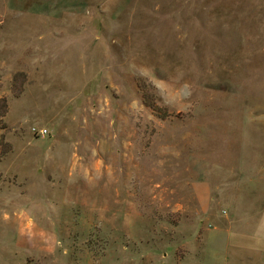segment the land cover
<instances>
[{
	"label": "rangeland",
	"instance_id": "rangeland-1",
	"mask_svg": "<svg viewBox=\"0 0 264 264\" xmlns=\"http://www.w3.org/2000/svg\"><path fill=\"white\" fill-rule=\"evenodd\" d=\"M240 232L264 244V0H0V264H233Z\"/></svg>",
	"mask_w": 264,
	"mask_h": 264
},
{
	"label": "crops",
	"instance_id": "crops-1",
	"mask_svg": "<svg viewBox=\"0 0 264 264\" xmlns=\"http://www.w3.org/2000/svg\"><path fill=\"white\" fill-rule=\"evenodd\" d=\"M208 206L209 203L207 202L203 204V208L206 211L209 209ZM223 227L224 228L221 229L216 227L209 229L206 240H208L209 237L219 236L223 231H228V233L232 232L229 226ZM248 236L251 235L248 234ZM225 246L227 248L226 257H231L233 264H253L255 261H257L258 264H264V244L253 243V239L247 241V234L245 232H240V234L237 233L232 243H226Z\"/></svg>",
	"mask_w": 264,
	"mask_h": 264
},
{
	"label": "built area",
	"instance_id": "built-area-1",
	"mask_svg": "<svg viewBox=\"0 0 264 264\" xmlns=\"http://www.w3.org/2000/svg\"><path fill=\"white\" fill-rule=\"evenodd\" d=\"M32 129L41 136H46L48 134V129L46 127H42V128L33 127Z\"/></svg>",
	"mask_w": 264,
	"mask_h": 264
}]
</instances>
